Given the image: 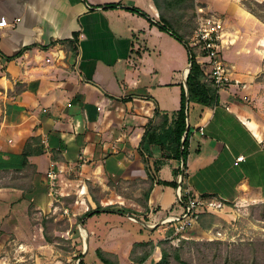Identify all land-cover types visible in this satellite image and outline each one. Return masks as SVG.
Here are the masks:
<instances>
[{"label": "crops", "instance_id": "1", "mask_svg": "<svg viewBox=\"0 0 264 264\" xmlns=\"http://www.w3.org/2000/svg\"><path fill=\"white\" fill-rule=\"evenodd\" d=\"M109 2L121 5L105 7ZM203 2L225 18L222 51L233 67V80L219 89L214 106L189 101L184 166L183 157L165 158L157 142L147 151L142 148L151 125L158 126L157 135L175 126L190 70L184 42L125 8L138 6L157 21L160 10L154 0H0V18H21L16 27L0 28V172L23 173L25 145L38 137L29 156L37 167L33 190L0 185V209L1 204L15 206L11 216L0 210V226L6 230L0 232V242L8 234L15 235V249L48 245L36 240L37 224L18 207L23 197L39 211L55 207L48 191L52 164L61 198L73 195L76 202L95 206L90 186L110 190L109 202L127 207L102 212L121 214L132 223L140 222L117 210L146 215L149 224L173 211L181 213L177 187L162 181L179 184L184 174L183 184L204 202L195 224L203 236L232 220V203L264 202V116L248 100L259 91L256 77L264 70V21L243 0ZM73 39L75 49L61 41ZM197 60L205 65L206 57L197 53ZM240 155L245 160L238 161ZM136 181L132 191L115 190H128L125 185ZM143 185H152L148 200ZM212 201L217 204L210 205ZM110 221L89 229V240L96 237V248L116 254L121 264L133 263L135 243L159 246L157 241L170 232L165 224H142L135 230L143 238L132 233L133 238L123 241V221ZM161 225L166 233L156 236Z\"/></svg>", "mask_w": 264, "mask_h": 264}, {"label": "rangeland", "instance_id": "2", "mask_svg": "<svg viewBox=\"0 0 264 264\" xmlns=\"http://www.w3.org/2000/svg\"><path fill=\"white\" fill-rule=\"evenodd\" d=\"M194 1H189L172 11L175 27L190 42L194 39L197 26V6L206 5L203 0ZM194 49L199 53L196 47ZM188 55L186 51V56L189 57ZM256 80L260 83L259 91L254 96V99L249 98L248 100H252V108L259 111L261 116H264V70L256 77ZM27 171H23L25 174L11 170L0 172V185L19 184L24 187L28 186V178H22L24 175L31 173L29 172L30 170ZM138 184V181L127 183L125 187H128V190L123 187H116L115 190L118 192H129ZM54 187L55 189L52 190L49 185L48 191H53L50 196L54 198L55 207L46 208V210L42 209L41 212L36 209L34 204H29L26 197L22 198L18 207L20 213L23 212L27 215L26 217L29 215L30 219L37 224L36 228L40 236H37L36 240L41 239L44 242H49L48 245L38 250L36 247L28 249L22 246L15 249L13 241H11L15 235L13 237H9L8 234L4 235L0 242V264L1 260L4 261L3 264H77L81 253H84L86 236L85 229L80 227L81 222L87 227L89 238V229L106 227L110 224V220L119 219L123 221L121 240L127 241L133 238L132 233L135 239L144 237L139 230H135V228L142 226L141 223H132L128 218L115 212H100L84 219L81 216L90 208H96L97 204L95 206L86 205L84 200L78 203L73 195L63 199L58 194L57 186L55 185ZM143 187L145 191L148 185H143ZM90 191L93 197L100 200L104 207L107 205H113L116 209L127 207L114 202L110 203L109 199H107V192L111 193L110 190L103 191L100 187L95 188L91 185ZM101 198H105L107 203H102ZM23 200L26 201L23 202ZM231 205L233 218L230 222H225L212 228L205 236L194 225L179 239L173 241L167 237L162 238L157 241L159 246L153 248L152 255L144 264H156L160 261L162 249L167 250L168 259L161 264H184L183 261L189 264H264V202L254 199L243 201L239 204L232 203ZM14 209L15 206L10 207L1 204L0 210L11 216L12 213H15ZM132 214L146 222H150L149 217L146 215H138L135 211ZM162 226L155 231L156 236H160L163 231L166 233ZM3 227L11 230L9 224L4 223ZM129 229H132L131 232H128ZM5 231L0 226V232ZM145 232L147 233L146 229ZM200 234L202 235L198 236ZM89 244L88 253L85 254L84 261L87 263L96 261L99 264H103L95 255V249L98 245L96 237L93 240L91 239ZM149 250H151L150 246H137L134 255L138 256ZM176 255H179V257ZM134 264L139 263L135 262Z\"/></svg>", "mask_w": 264, "mask_h": 264}, {"label": "trees", "instance_id": "3", "mask_svg": "<svg viewBox=\"0 0 264 264\" xmlns=\"http://www.w3.org/2000/svg\"><path fill=\"white\" fill-rule=\"evenodd\" d=\"M195 2L194 0H154L156 6L160 10V18L159 20H154L149 16V14L143 10L142 8L138 6H127L125 8L139 13L143 16H146L150 19V21L154 24H157L162 30L170 32L174 37H176L181 42H184V44L187 46L189 50V60L192 62V65L190 67L188 77H187V84L189 88L190 93V102H198L203 105L207 106H214L219 101V88L215 85L214 81L210 79L207 71H206V65H203L197 60V52L195 49L190 45V40L187 39L183 34H181L178 29L175 27L173 18L174 15L172 14V11H174L176 8L183 6L184 4L188 2ZM244 5L248 10H250L253 14H255L257 17H259L262 21H264V0H243ZM194 4V3H193ZM120 2H109L105 3L104 6L107 8H115L120 6ZM74 38L77 39L78 33H74ZM63 42L69 43L73 49L76 48L75 39L73 40H61ZM188 104L186 101V90L183 88L182 90V99H181V108L178 111L177 119L175 121V126L167 129V131L164 133V135H157L156 125H151L150 129H148L144 141L142 142V148L143 150L146 149L149 150V145L151 142H157L159 143L163 148V156L165 158H177L181 160V158H184V165L186 166L187 158H188V138H189V130L187 125V112ZM186 134V138L184 140V148L181 151V145H182V138ZM38 137L32 136L27 141L25 148L23 150V170H30L29 175H24L22 178H28L29 185L28 186H22V188L25 191H32L33 190V184L32 179L37 172V167L35 164L31 163L29 160V156L32 154L33 149L32 145L34 141H37ZM23 170L21 172H23ZM27 171V172H28ZM181 172V170H179ZM25 174V173H23ZM165 184H171L174 186H178L177 181H162ZM152 189V185H150L146 191L145 196L146 199H149V195ZM94 200L97 202L96 208H90L88 211H86L81 217L84 216H90L94 215L96 213H100L103 210H110L113 211L114 206L113 205H107L103 206L100 203V200L94 197ZM228 204H231L230 202H227ZM124 211H130L133 213L134 211L131 209H120ZM49 240V238H48ZM137 246H150L151 250L144 251L138 256H135V249ZM156 246V244L153 241H143V242H137L135 243L134 249L132 251L131 259L134 264L135 262L139 264H144L145 261L151 256L153 248ZM88 253V252H87ZM87 253H81L80 255V263H87L84 261L85 254ZM95 255L100 259V261L103 264H121L119 261V258L116 254L106 251L101 247H98L95 249ZM179 257V255H176ZM168 252L166 249H162V257L160 261H158L156 264H161L164 261H167ZM180 259V258H179ZM184 264H189L185 261H183ZM93 264H99L96 261L93 262Z\"/></svg>", "mask_w": 264, "mask_h": 264}, {"label": "built area", "instance_id": "4", "mask_svg": "<svg viewBox=\"0 0 264 264\" xmlns=\"http://www.w3.org/2000/svg\"><path fill=\"white\" fill-rule=\"evenodd\" d=\"M21 20L20 17L14 21H10L5 15L0 18V28L16 27L17 23ZM225 35V18L220 13L210 10L206 5L197 6V26L193 41L190 45L197 48L199 53L206 57L205 65L207 73L221 89L233 80V67L226 62L223 55V41ZM199 131L204 133V127L200 126ZM238 161L245 160V155L237 157ZM58 174L52 164L48 171L51 189H55V179ZM50 191L52 194L53 191ZM177 200L183 207L181 213L175 211L168 213L165 217L166 230H170L167 238L179 239L184 236L185 232L191 229L197 222L198 214L204 202L201 198L192 191V189L184 185L183 182L177 186ZM211 204H217L212 201ZM135 220V218H131ZM163 220V221H164ZM169 223V224H167ZM80 263V258L77 261Z\"/></svg>", "mask_w": 264, "mask_h": 264}, {"label": "water", "instance_id": "5", "mask_svg": "<svg viewBox=\"0 0 264 264\" xmlns=\"http://www.w3.org/2000/svg\"><path fill=\"white\" fill-rule=\"evenodd\" d=\"M192 65V62H190V66L188 67V69H190ZM185 86H186V101H187V104L189 103L190 101V93H189V88H188V84H187V81L185 82ZM186 138V134H184V137H183V140H182V146L183 143H184V140ZM183 162H184V158H182ZM185 166V165H184ZM183 177H184V174H181V178H180V181H179V184H181L183 182ZM118 212L122 213V214H125L127 216H129L130 218H135L136 221L140 222L141 224H143L144 226H147V227H155V226H158L160 224H164L165 223V220L164 221H161L160 223H156V224H149L148 222L144 221L143 219L137 217L136 215H133L131 212L129 211H124V210H117ZM87 216H84V219L86 218ZM80 227L85 229L86 231V236H85V244H84V253H87L88 249H89V243H90V240H89V232H87V227L84 225L83 222L80 223ZM87 264H93V263H87Z\"/></svg>", "mask_w": 264, "mask_h": 264}, {"label": "bare ground", "instance_id": "6", "mask_svg": "<svg viewBox=\"0 0 264 264\" xmlns=\"http://www.w3.org/2000/svg\"><path fill=\"white\" fill-rule=\"evenodd\" d=\"M86 233V232H85Z\"/></svg>", "mask_w": 264, "mask_h": 264}]
</instances>
